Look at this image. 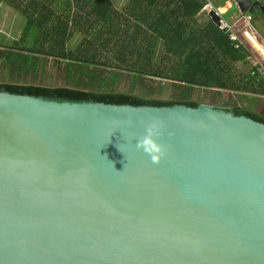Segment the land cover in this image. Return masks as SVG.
<instances>
[{
	"label": "water",
	"instance_id": "obj_1",
	"mask_svg": "<svg viewBox=\"0 0 264 264\" xmlns=\"http://www.w3.org/2000/svg\"><path fill=\"white\" fill-rule=\"evenodd\" d=\"M0 264H264V122L0 91Z\"/></svg>",
	"mask_w": 264,
	"mask_h": 264
},
{
	"label": "trees",
	"instance_id": "obj_2",
	"mask_svg": "<svg viewBox=\"0 0 264 264\" xmlns=\"http://www.w3.org/2000/svg\"><path fill=\"white\" fill-rule=\"evenodd\" d=\"M3 1L18 9L25 22L18 37L0 32V62L10 75L0 80V91L69 101L197 106L200 102L192 95L201 86L216 91L224 101L221 108L264 122V110L255 108L256 97H264L263 75L256 67L239 71L238 64L249 62L252 54L244 41L231 39L230 30L224 31L210 17L204 24L198 21L197 14L208 0H132L134 20L113 29L118 37L112 43L97 44L96 32L92 41L84 40L75 48L68 45L72 26L80 24L79 11L71 14L73 0ZM226 1L217 2L216 7ZM106 10H112L110 0H93L87 10L92 24ZM249 14L252 26L264 37V10ZM35 26L36 37L28 45ZM107 48L113 55L102 59ZM49 58L55 60L63 83L29 81V75L42 72ZM124 72L131 74L132 87L145 78L170 81L176 87L175 97L152 96V86L150 95L118 90ZM224 92L227 98H222ZM250 96L254 106L245 103Z\"/></svg>",
	"mask_w": 264,
	"mask_h": 264
},
{
	"label": "rangeland",
	"instance_id": "obj_3",
	"mask_svg": "<svg viewBox=\"0 0 264 264\" xmlns=\"http://www.w3.org/2000/svg\"><path fill=\"white\" fill-rule=\"evenodd\" d=\"M213 3V7H216V2H223V0H211ZM229 1V0H228ZM227 2V1H226ZM264 3V2H263ZM217 8V7H216ZM229 12L227 14H221L222 18L225 19L229 24H232L238 14L236 15V9L234 7H228L227 9ZM238 13V12H237ZM3 15V14H2ZM206 19H207V15ZM241 16V14H240ZM239 16V17H240ZM206 21H204L205 23ZM246 25L244 22L238 23L236 26H233V31L236 35L239 36V38L244 41V43L249 47L251 50V57L249 58V62L247 63H240L238 64L239 71L247 72L252 67H256V70L260 72L261 74L264 73V46H259L262 39L259 37L257 40L254 39L252 35H250L249 32H247V36L244 34V29ZM251 41V42H250ZM260 41V42H259ZM261 44L264 45V42ZM110 57V56H109ZM109 69H111L110 66H105ZM58 66L52 58H49L46 62V64L43 67L42 72L38 73L36 77H33L29 75L28 80L29 81H42L46 84H61L63 83V79L59 74ZM112 70H109L108 75L111 76ZM131 74L124 72L122 74V78L119 81L117 88L118 90H129L132 89L135 93L141 94V95H150L151 94V86L154 87L152 96L160 97V98H172L175 97L176 94V87L170 82V81H161L158 79H149L145 78L144 80H141V82H138L134 84L132 87L131 85ZM4 79H10V75L8 72V67L2 66L0 62V80ZM136 79V78H135ZM133 81V79H132ZM158 88V89H157ZM228 97V92H224L222 94V98ZM192 98L199 101V102H209L217 105H223L224 101L219 98L216 91L214 89H206L204 87L198 86L195 88ZM254 97L250 96L246 99V104L250 103L253 100ZM258 102L255 105L256 110L262 111L264 110V97H256ZM254 106V105H253Z\"/></svg>",
	"mask_w": 264,
	"mask_h": 264
},
{
	"label": "crops",
	"instance_id": "obj_4",
	"mask_svg": "<svg viewBox=\"0 0 264 264\" xmlns=\"http://www.w3.org/2000/svg\"><path fill=\"white\" fill-rule=\"evenodd\" d=\"M131 1L132 0H110L112 10H106L103 14L104 17L100 18L97 22H95V24H92L94 22H91V15H89V12H87V10L90 9V5L92 4L93 0H78V2L77 0H73L71 14L76 12L74 10L79 11L80 18H78V21H80V24L72 26V31L68 39V45L70 47L75 48L77 45H80L84 40L92 41L95 38L96 32L98 37V40L96 41L97 44L107 41L112 43L118 37L117 34L113 35V29L118 30L121 29V27H126L130 22L128 19L134 20V10L131 7ZM232 1L233 0L225 2L224 6H226V10L224 11H220V7L222 6H218L217 8L215 7L220 15L227 11L229 6H234L232 5ZM209 3L213 5L211 0H208L207 4ZM234 8L236 9V15L238 14L236 19L234 20L235 22L239 18L240 14H242V12L238 10L235 6ZM209 11L199 12L197 14L198 21L201 24H204V21H207L208 17H210ZM205 15H207V19ZM24 22L25 18L18 9H14L5 1L0 0V32H8L10 35L18 37L20 36V33L22 31ZM36 33L37 27L35 26L33 27L29 39L27 41L28 45H31V43L35 39ZM255 35H257V37H259L260 39H264V37H261L257 33L256 29ZM252 36L255 40L258 39L254 35ZM109 39H112V41H109ZM105 55L111 57L113 54L111 55L110 50L107 48V50L102 51V59L105 58ZM113 59L115 60V57Z\"/></svg>",
	"mask_w": 264,
	"mask_h": 264
},
{
	"label": "clouds",
	"instance_id": "obj_5",
	"mask_svg": "<svg viewBox=\"0 0 264 264\" xmlns=\"http://www.w3.org/2000/svg\"><path fill=\"white\" fill-rule=\"evenodd\" d=\"M158 135L157 128L149 125L145 128L143 136L136 140V147L147 154L153 163H157L163 155L162 145L156 139Z\"/></svg>",
	"mask_w": 264,
	"mask_h": 264
},
{
	"label": "built area",
	"instance_id": "obj_6",
	"mask_svg": "<svg viewBox=\"0 0 264 264\" xmlns=\"http://www.w3.org/2000/svg\"><path fill=\"white\" fill-rule=\"evenodd\" d=\"M258 1H261L262 3L264 2V0H258ZM232 5H234L238 10H240V6H239L237 0H233L232 1ZM213 8L216 9L215 7H213V5H211L209 3V4H206L203 8H201L200 12H204V11L207 12L210 9H213ZM251 19H252V16L248 12L247 13H242L241 16L233 24H228L224 19H222L220 27L221 28L228 27V30H230V38L233 39V40H236V39H239V36L234 33L232 28H233V26H236L238 23L244 22V24L246 25V27L244 29V34L246 35L247 32L249 31L256 37L255 29H254V27L251 24ZM262 42H264V39H262L261 43ZM262 75H263V78H264V73Z\"/></svg>",
	"mask_w": 264,
	"mask_h": 264
},
{
	"label": "bare ground",
	"instance_id": "obj_7",
	"mask_svg": "<svg viewBox=\"0 0 264 264\" xmlns=\"http://www.w3.org/2000/svg\"><path fill=\"white\" fill-rule=\"evenodd\" d=\"M224 10H226V6L223 5L222 7H220V11H224ZM250 34H252V33L250 32ZM259 46H263V45L262 44H259Z\"/></svg>",
	"mask_w": 264,
	"mask_h": 264
},
{
	"label": "flooded vegetation",
	"instance_id": "obj_8",
	"mask_svg": "<svg viewBox=\"0 0 264 264\" xmlns=\"http://www.w3.org/2000/svg\"><path fill=\"white\" fill-rule=\"evenodd\" d=\"M206 103L211 104V105H213L215 107H220V105H217V104H213V103H209V102H206Z\"/></svg>",
	"mask_w": 264,
	"mask_h": 264
}]
</instances>
